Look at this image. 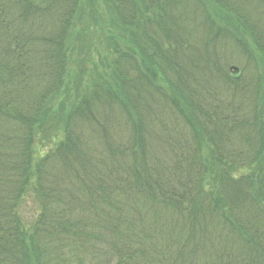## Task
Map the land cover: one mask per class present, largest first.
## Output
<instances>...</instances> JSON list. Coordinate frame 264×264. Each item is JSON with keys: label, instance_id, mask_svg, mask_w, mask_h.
Wrapping results in <instances>:
<instances>
[{"label": "trees", "instance_id": "obj_1", "mask_svg": "<svg viewBox=\"0 0 264 264\" xmlns=\"http://www.w3.org/2000/svg\"><path fill=\"white\" fill-rule=\"evenodd\" d=\"M103 1L85 86L98 0H0V264H264V80L229 69L238 30L264 62V5Z\"/></svg>", "mask_w": 264, "mask_h": 264}, {"label": "rangeland", "instance_id": "obj_2", "mask_svg": "<svg viewBox=\"0 0 264 264\" xmlns=\"http://www.w3.org/2000/svg\"><path fill=\"white\" fill-rule=\"evenodd\" d=\"M202 3L204 4V9L207 10L208 14L216 21V23L224 26L225 22H228L226 19H229L227 17L226 13L224 10L220 9L218 5L215 3L211 2L210 0H201ZM242 3H245L248 6V9L253 10V11H258L262 6L264 5V0H239ZM84 3H86V0H83ZM85 6V5H84ZM96 7L99 11V13L102 16V27L98 28V32L94 33L93 29H89L83 22V20H78L76 19L73 24V32L75 34L79 33L82 29V27L85 29V31L89 30L87 32V35L85 36L84 42L82 41L83 44L87 43L85 41H89V48L84 49V59H76L77 55L70 57L69 59V75L71 77L72 83H75V78L79 77V71L82 68H85V72L81 75L83 78V85H88L89 80H93L95 78V71L103 72V67L106 64H110L112 58L114 55L112 52L108 49L107 47V41L106 38L110 37L113 35L116 39L119 40L117 37L116 30L110 31L109 30V21L111 20V17H113L114 13L112 8L109 10L110 6H106L103 0H98L96 3ZM261 10V9H260ZM225 21V22H222ZM224 23V24H223ZM233 33L237 34V32L234 31L232 28ZM238 34L240 35L239 38L241 42L246 45L245 48L243 49L242 46H234V55L230 60L231 66L229 65L230 71L238 75L239 70L242 71V74H258L263 80H264V62L262 61V55L258 52V50L255 48V46L252 43V40L250 37L245 34L243 31L238 30ZM120 43H123L122 41ZM79 46V44H78ZM251 53V54H250ZM106 59V60H105ZM82 78L81 81H82ZM77 84V83H76ZM262 86L258 89L259 96L261 98V101L264 105V81L261 83ZM58 103H56V107ZM40 152L38 151V148H35V153H34V162H37L40 159ZM34 198H28L25 200L23 207L21 208L20 213L23 212L24 215V220L26 222H30L31 219L29 214H33L34 211L36 210V204L33 201ZM105 256H101V258H98L97 262L95 261L94 263L98 264H103L105 262ZM88 264V263H86Z\"/></svg>", "mask_w": 264, "mask_h": 264}]
</instances>
